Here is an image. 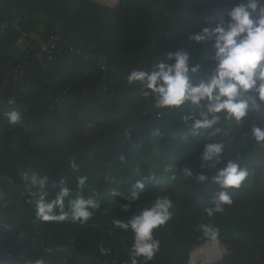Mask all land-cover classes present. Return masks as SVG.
I'll use <instances>...</instances> for the list:
<instances>
[{"label": "trees", "instance_id": "16d2710c", "mask_svg": "<svg viewBox=\"0 0 264 264\" xmlns=\"http://www.w3.org/2000/svg\"><path fill=\"white\" fill-rule=\"evenodd\" d=\"M236 3L0 0V16L17 18L20 26L0 28V264H132L134 233L115 221L128 223L158 198L171 201V217L154 230L159 250L153 259L137 257V264H187L195 247L213 239L202 224L216 229L215 239L229 251L216 264H264V143L251 133L254 126L264 130V107L239 122L217 113V124L193 134L191 125L206 108L190 102L158 107L157 97L145 94L151 90L127 79L134 69L151 72L171 62L169 54L182 48L190 54L193 83L206 78L214 42L189 37L214 26ZM37 24L42 32L34 31ZM22 31L41 41L59 35L103 58L107 70L65 52L44 69L29 46H15ZM13 110L22 118L10 124L6 113ZM212 143L224 149L218 161L205 162L202 154ZM230 161L247 175L239 187L225 189L216 177ZM33 176L47 177L42 191L49 201L64 181L66 212L71 201L92 199V217L86 223L37 218ZM134 190L139 198L130 203L126 197ZM222 191L231 204L208 215Z\"/></svg>", "mask_w": 264, "mask_h": 264}, {"label": "clouds", "instance_id": "9594fccd", "mask_svg": "<svg viewBox=\"0 0 264 264\" xmlns=\"http://www.w3.org/2000/svg\"><path fill=\"white\" fill-rule=\"evenodd\" d=\"M189 38L206 44L214 42L215 52L210 57L214 67L206 78H200L198 83H193L189 75L190 54L182 48L169 54L171 62L161 61L153 66L151 72L132 70L128 75V82H140L151 90L145 94L155 95L158 107L172 108L190 102L206 108V111L200 112L201 118L195 119L191 125L193 134L201 128H212L217 124L220 120L217 113L226 111L230 118L239 122L249 111H259L264 107V0H237L228 10L226 17H221L214 26H206ZM197 67L191 68V72H196ZM204 101L207 103L202 104ZM6 115L10 124L20 122L22 118L21 113L16 110ZM251 133L258 142L264 143V130L254 126ZM223 149L222 143L208 144L202 159L205 162L218 161ZM72 166L75 167V163ZM246 175V170L230 161L219 171L216 180L225 189L229 186L239 187ZM85 179L79 178L81 186ZM200 179L204 180L205 177L201 175ZM46 180L47 177L38 180L33 176L31 181L33 185H39L36 189L40 192L36 201L37 218L42 221L71 220L73 223H86L92 217V210L97 207L92 199L78 198L71 201L69 211H64V200L70 189L63 186V180L60 191L49 201L47 193L42 191ZM135 187L142 190L144 185L137 182ZM138 198L139 192L135 190L126 197L130 203ZM231 202L226 191L220 192L215 208L207 209L208 215L222 212L223 205ZM127 207L128 205H124L125 209ZM171 207L169 199L158 198L151 207L145 208L128 223L115 221L116 225L125 230L131 227L134 233V243L131 247L132 264H137V257H143L145 261L153 259L159 250V241L154 239V230L170 219ZM57 208L59 214L56 213ZM201 228L211 238H216V229L203 224Z\"/></svg>", "mask_w": 264, "mask_h": 264}, {"label": "built area", "instance_id": "2783aa9c", "mask_svg": "<svg viewBox=\"0 0 264 264\" xmlns=\"http://www.w3.org/2000/svg\"><path fill=\"white\" fill-rule=\"evenodd\" d=\"M13 26L16 30H20V26L17 18H4L0 16V28L5 30ZM44 30L43 24H37L34 27L35 32H42ZM30 32L22 31L19 36L15 39V46L17 48L30 47V55L36 57L42 64L43 68H47L49 60L56 54L67 53L71 55H82L85 59L95 61L98 65L101 66L103 70H107V65L103 58H99L94 54L86 53L80 47L75 46L69 43L66 40H63L59 35H51L45 41H41L38 38L30 37ZM21 64H18L17 67L13 70L14 75L19 74V68ZM1 89V88H0ZM12 102V101H10ZM2 199V194L0 192V200ZM5 227H8L5 225ZM6 238H4L5 240ZM225 256V255H224ZM217 261V260H216ZM213 262V263H212ZM207 264H216L215 261H212ZM191 264V263H190ZM192 264H195L192 261Z\"/></svg>", "mask_w": 264, "mask_h": 264}, {"label": "rangeland", "instance_id": "374dc122", "mask_svg": "<svg viewBox=\"0 0 264 264\" xmlns=\"http://www.w3.org/2000/svg\"><path fill=\"white\" fill-rule=\"evenodd\" d=\"M212 252H214V253H212ZM227 252H228L227 248L224 246V244L220 240L219 241H218V239L217 240L216 239L207 240L204 243L200 244L199 246L195 247L190 252V254L188 255V259H187V264H190V263L192 264V261L194 262V260H196V259L197 260H196L195 264H202V263H200L201 261L204 262L203 264H207V263H210L212 261H215V263H219L226 257L224 255H226ZM215 254H217V255H215ZM209 256L210 257L214 256V258L211 257L209 259ZM204 258H205V260H204ZM210 260H212V261H210Z\"/></svg>", "mask_w": 264, "mask_h": 264}, {"label": "bare ground", "instance_id": "6f19581e", "mask_svg": "<svg viewBox=\"0 0 264 264\" xmlns=\"http://www.w3.org/2000/svg\"><path fill=\"white\" fill-rule=\"evenodd\" d=\"M212 253H214V252H212ZM219 254V253H218ZM204 255V254H203ZM206 255V254H205ZM211 255V254H210ZM215 255H217V254H215ZM198 256V255H197ZM196 256V257H197ZM202 257V256H201ZM212 258H214V256H211ZM210 256H209V259L211 258ZM200 259V258H199ZM197 260V259H196ZM196 260H194V263H196ZM204 260H205V258H204ZM210 261H212V260H210ZM207 262V261H206ZM200 263H204L203 261H201Z\"/></svg>", "mask_w": 264, "mask_h": 264}, {"label": "water", "instance_id": "95a60500", "mask_svg": "<svg viewBox=\"0 0 264 264\" xmlns=\"http://www.w3.org/2000/svg\"><path fill=\"white\" fill-rule=\"evenodd\" d=\"M228 253H229V251L226 253V255H227ZM226 255H225V256H226Z\"/></svg>", "mask_w": 264, "mask_h": 264}]
</instances>
